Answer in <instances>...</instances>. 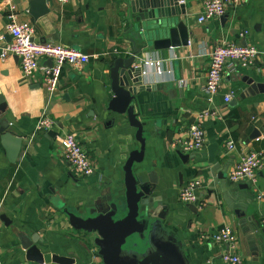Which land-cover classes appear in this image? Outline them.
Wrapping results in <instances>:
<instances>
[{"label":"crops","instance_id":"1","mask_svg":"<svg viewBox=\"0 0 264 264\" xmlns=\"http://www.w3.org/2000/svg\"><path fill=\"white\" fill-rule=\"evenodd\" d=\"M34 1L0 0V50L11 42L5 29L10 4L18 21L32 27L34 42L71 47L90 59L81 69L66 65L57 92L48 101L40 73L24 80L16 56L0 57V95L6 108L0 124L5 120L8 131L22 139L15 164L7 161L0 142L4 264H40L34 261L40 255L71 258L75 264H103L97 244L102 238L93 223L106 220L115 227L126 218L129 162L134 180L141 176L153 186L149 177L157 179L152 196L166 210L164 219L146 217L138 210L116 251L124 264H226L221 259L226 246L211 239L225 227L232 229L240 264H264L260 226L264 167L252 185L228 181L230 168L242 154L264 150V0L230 4L223 16L203 24L197 17L205 0H182L174 8L186 27L188 45L160 51L141 50L127 0H71L63 6L46 0L47 12L37 18L31 14ZM223 41L255 46L260 55L249 67L237 66L234 73L226 70L211 103L203 91L209 52ZM133 52H140L138 66L160 59L171 71V76L157 77L150 68L143 77V84L154 89L137 93L134 123L128 116L107 111L113 96L110 66ZM48 61L43 60L42 66L50 67ZM250 84L257 86L256 91L244 94ZM229 92L235 96L228 104V116H214L202 124L201 151L188 154L173 147L186 138L200 112L221 108ZM44 110L53 126L37 132L35 125ZM71 133L92 163L94 172L88 178L78 177L64 161L58 138ZM229 141L235 145L232 151L225 148ZM191 182L198 183L197 200L184 204L178 194ZM18 234L40 241L38 253L28 255ZM148 259L151 263H146Z\"/></svg>","mask_w":264,"mask_h":264},{"label":"built area","instance_id":"2","mask_svg":"<svg viewBox=\"0 0 264 264\" xmlns=\"http://www.w3.org/2000/svg\"><path fill=\"white\" fill-rule=\"evenodd\" d=\"M70 1L56 0L60 6ZM245 2L246 0H205L202 12L197 17V23L203 24L212 19L219 18L224 15L226 7L230 6V4L238 6ZM5 18L7 21L5 29L11 37V42L1 48L0 57L16 56L19 60L24 80H31L40 73L48 95V101H50L57 92L62 69L66 65L81 69L88 63L90 57L76 49L61 44L34 42L32 27L18 21L13 5L8 4ZM258 55H260V52L252 45L241 46L226 41L216 44L209 52V67L203 87V91L209 101L212 103L214 96L220 91L223 74L226 70L229 73H234L237 66L249 67ZM43 60H51L52 66H42L41 62ZM150 68H152L154 75L157 77L165 74L171 76V71L163 68L162 60L160 59L145 62L143 74L146 73L147 75ZM234 96V92H229L224 96L221 108L210 107L200 112L196 116L195 122L189 127L186 138L175 142L173 147L182 153L188 154L201 151L205 145V133L202 125L204 120L214 116L219 118L228 116V104ZM52 126L53 121L48 118L44 110L36 122L35 130L37 132H47ZM58 143L63 151L64 161L68 163L78 177L85 179L93 174L94 169L89 156L75 134H65L59 137ZM225 148L228 151H232L235 149V145L229 141L226 143ZM263 167L264 150L244 153L230 168L228 181L233 184L246 183L252 185L256 182L257 173ZM197 188L198 183L196 182L187 184L178 194L179 201L184 204L195 202L197 200L195 192ZM260 226L264 233V217L261 219ZM211 239L214 243L226 246L221 258L224 263L240 264L241 260L239 256L234 254L235 237L231 228L218 229L211 236ZM0 264H4L1 258V251Z\"/></svg>","mask_w":264,"mask_h":264},{"label":"water","instance_id":"3","mask_svg":"<svg viewBox=\"0 0 264 264\" xmlns=\"http://www.w3.org/2000/svg\"><path fill=\"white\" fill-rule=\"evenodd\" d=\"M45 1L35 0L32 3L31 6L35 10L31 14L34 18L46 14ZM127 1L129 15H135L136 24L133 27L135 31H139L137 40L141 43L140 47L142 51H160L188 45L189 36L186 32V27L182 22L177 20V15L175 14L176 8L182 0ZM180 8L183 14V7L180 6ZM139 56L140 52H133L128 59L119 58L114 61L109 69L111 81L110 90L113 96L107 105V111L118 115H125L126 117L128 116L129 121L132 123H134V116L132 114L134 110L133 103L136 101L137 93L154 89L151 85L143 84V77L146 76V73L142 75L144 67L138 66L137 61ZM48 62L52 66V61L49 60ZM250 85V88L244 94L248 95L252 94V91H256L257 86H254V84ZM233 101L235 103L237 102L235 99ZM5 111L6 108L3 98L0 95V116ZM0 125V142L6 151V159L10 164H15L20 157L22 139L8 131L9 126L5 120ZM48 134L52 136L51 132ZM254 136L258 137V134L254 133ZM179 155L182 158L186 157L182 153H179ZM129 163L125 168V189L127 191L128 208L126 218L115 227L106 223V220L93 223V227L96 226V230H98L102 238L97 244L100 248L99 254L102 257L103 264H124L118 259L116 251L122 238L132 229L139 209L143 211L146 217L151 216L164 219L166 209L163 208L160 200L152 196L157 179L152 175L149 177L148 183H152L153 186L145 183L141 176H135L134 180L130 172L131 164ZM112 209L116 211L115 206H112ZM0 220L4 221V218L0 216ZM18 241L20 242L21 248L27 251L28 255L38 253L37 244L40 241L35 238H26L24 234H18ZM34 261L40 264L50 262L57 264H75V261L71 258L51 255L44 257L40 255ZM146 263H151V261L148 259Z\"/></svg>","mask_w":264,"mask_h":264}]
</instances>
